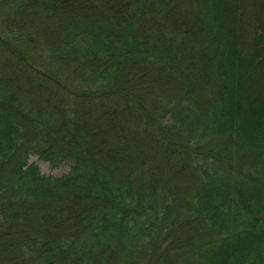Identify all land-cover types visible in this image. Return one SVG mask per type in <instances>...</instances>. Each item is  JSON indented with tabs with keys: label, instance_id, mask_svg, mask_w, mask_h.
<instances>
[{
	"label": "trees",
	"instance_id": "obj_1",
	"mask_svg": "<svg viewBox=\"0 0 264 264\" xmlns=\"http://www.w3.org/2000/svg\"><path fill=\"white\" fill-rule=\"evenodd\" d=\"M105 2L0 0V264H264V0Z\"/></svg>",
	"mask_w": 264,
	"mask_h": 264
},
{
	"label": "rangeland",
	"instance_id": "obj_2",
	"mask_svg": "<svg viewBox=\"0 0 264 264\" xmlns=\"http://www.w3.org/2000/svg\"><path fill=\"white\" fill-rule=\"evenodd\" d=\"M62 6V8L67 11V10H70V11H75V12H79V13H83L85 15H88V14H98V12H101V10H93V9H88V8H82V9H77V4H84L85 1L84 0H78V1H75V0H58ZM99 3L101 4H104L106 3L105 0H99ZM105 5V4H104ZM76 10H79V11H76ZM56 18H52V20L47 23H42V27H54V29H56L55 27L57 26L56 24ZM44 24V25H43ZM30 162H35L41 172L43 174H46V175H51V176H61L63 174H65L67 171H68V166L67 165H61V166H57V167H51L47 162L45 161H42L40 159L37 158V156H31L30 159H29Z\"/></svg>",
	"mask_w": 264,
	"mask_h": 264
}]
</instances>
